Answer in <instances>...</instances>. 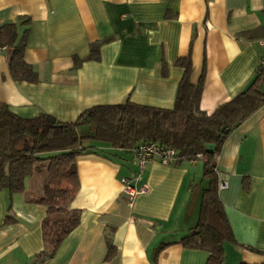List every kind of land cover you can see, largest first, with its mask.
<instances>
[{"label": "crops", "instance_id": "crops-1", "mask_svg": "<svg viewBox=\"0 0 264 264\" xmlns=\"http://www.w3.org/2000/svg\"><path fill=\"white\" fill-rule=\"evenodd\" d=\"M7 23L38 74L36 82L13 80L0 50V102L21 117L46 112L70 122L92 105L126 100L170 108L183 74L176 60L185 57L193 83L203 73L198 106L210 114L248 85L264 55V0H0V26ZM246 30L250 37L239 34ZM108 37L97 60L74 66ZM93 145L114 154L76 158L70 208L80 220L42 264H206V251L180 242L198 220L202 161H150L136 184L146 190L129 208L121 179L134 174L132 153ZM216 166L234 238L222 264H264V105L224 139ZM45 179L42 171L20 192L0 188V264H35L46 207L29 200Z\"/></svg>", "mask_w": 264, "mask_h": 264}, {"label": "trees", "instance_id": "trees-1", "mask_svg": "<svg viewBox=\"0 0 264 264\" xmlns=\"http://www.w3.org/2000/svg\"><path fill=\"white\" fill-rule=\"evenodd\" d=\"M250 33L239 34L247 38ZM17 36L15 23L0 26V50L6 53L9 74L16 81L36 82L37 72L24 59V39ZM109 39L90 44L85 57L73 58L74 66L97 60L101 44ZM176 64L183 74L170 108L130 100L95 104L82 110L74 121L62 122L46 112L21 117L0 102V188L17 193L24 189L27 176L46 173L41 194L29 200L46 207L41 222L43 246L35 255V264L52 258L79 223L80 211L70 208L79 186L76 158L85 153L114 154L94 143L129 152L143 143H155L172 148L176 163L202 161L206 185L198 220L180 242L206 251V264H222L224 243L234 238L218 197L215 156L228 134L264 105V66L258 64L248 85L208 114L198 106L203 73L193 83L190 58H178ZM208 144L214 145L212 152L207 151Z\"/></svg>", "mask_w": 264, "mask_h": 264}, {"label": "built area", "instance_id": "built-area-1", "mask_svg": "<svg viewBox=\"0 0 264 264\" xmlns=\"http://www.w3.org/2000/svg\"><path fill=\"white\" fill-rule=\"evenodd\" d=\"M261 43L264 44V40H261ZM258 64L260 66H264V55L259 58ZM131 153L134 157L136 169L132 177H124L121 179L122 192L129 208H133L137 196L144 193L146 190V186L144 184L139 186L136 185L137 182L142 180L146 165L155 159L160 161L162 164H169L176 159L175 152L172 148L163 147L155 143H143L133 149ZM198 157H200V155H198ZM215 160L217 162L218 155L215 156ZM215 173L217 175V190L226 188L227 182L220 178L217 166H215Z\"/></svg>", "mask_w": 264, "mask_h": 264}, {"label": "water", "instance_id": "water-1", "mask_svg": "<svg viewBox=\"0 0 264 264\" xmlns=\"http://www.w3.org/2000/svg\"><path fill=\"white\" fill-rule=\"evenodd\" d=\"M206 147H207V151L208 152H212V148L214 147V145L213 144H208V145H206Z\"/></svg>", "mask_w": 264, "mask_h": 264}]
</instances>
